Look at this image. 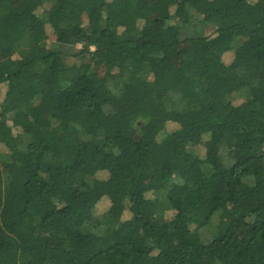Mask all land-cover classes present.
I'll list each match as a JSON object with an SVG mask.
<instances>
[{"label": "trees", "instance_id": "obj_1", "mask_svg": "<svg viewBox=\"0 0 264 264\" xmlns=\"http://www.w3.org/2000/svg\"><path fill=\"white\" fill-rule=\"evenodd\" d=\"M2 91L0 264H264V0H0Z\"/></svg>", "mask_w": 264, "mask_h": 264}, {"label": "rangeland", "instance_id": "obj_2", "mask_svg": "<svg viewBox=\"0 0 264 264\" xmlns=\"http://www.w3.org/2000/svg\"><path fill=\"white\" fill-rule=\"evenodd\" d=\"M252 1H255V0H252ZM162 16H164V15H162ZM42 32V27H40V26H37L36 28H35V33H41ZM50 42H52V40H50ZM224 61H225V63L227 64V65H231L232 64V57L230 56V55H228V56H225L224 57ZM3 93V91L0 93V95ZM175 128H176V126L175 125H170L169 126V128H168V130L169 131H173V130H175ZM108 201L107 200H103V201H101L100 203H99V205L97 206V211L98 212H102V211H105V209H107V207H108ZM125 217H127V215H125Z\"/></svg>", "mask_w": 264, "mask_h": 264}]
</instances>
